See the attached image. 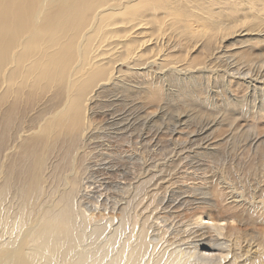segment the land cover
<instances>
[{
	"label": "bare ground",
	"instance_id": "bare-ground-1",
	"mask_svg": "<svg viewBox=\"0 0 264 264\" xmlns=\"http://www.w3.org/2000/svg\"><path fill=\"white\" fill-rule=\"evenodd\" d=\"M221 1L0 0V264L241 263V249H237L240 245L224 246L219 239L233 234L234 222L240 225L264 221L260 202L255 205L257 202L237 199L230 190L226 193L215 184L213 197L225 202L220 205L216 201V207L228 213L212 217L209 211H197L186 230L169 231L154 224V216L143 215L137 221L122 211L110 229L94 225L86 231L92 218L83 215L78 222L72 208L73 199L82 191L81 168L78 173L73 170L70 178H63L64 170H60L76 161L75 151L80 150L85 156L83 144L90 126V105L108 84L114 82L115 86L121 81L122 63L128 66L127 70L132 69L131 64L141 65L149 75L153 62L147 67V63L139 62L148 49L146 38L152 35L165 37L149 43L164 57L160 67L174 57V53L168 52L173 47L183 51L192 41L202 40L204 51L210 49L217 38L216 28H225V24L216 23L218 16L226 15L220 14L218 4H223L227 13L245 5L241 0ZM188 4L194 8L193 14L183 11ZM177 8L180 12L175 14ZM156 9L172 11L158 13L171 20L168 29L155 27L160 23ZM143 10L154 16V30L147 27L148 21L141 16ZM249 12L247 9L248 15ZM165 47L168 53L163 54ZM153 78L151 75L150 80L155 83L147 81L146 87L155 89L157 94L159 87L163 94L161 84L165 80L160 84ZM36 105L42 107L37 110ZM58 149L62 157L55 163L50 159L55 160ZM60 183L65 187L57 193ZM144 184L140 183L139 188ZM47 188L49 196L56 193L57 198L48 207L41 202ZM189 189L190 193L200 190L197 186ZM199 203L209 204L203 200ZM132 222L138 226L133 228ZM206 227L217 235L215 240L220 247L215 254L209 250L211 245L203 230ZM93 237L101 239L87 248ZM174 238L182 244L174 245ZM260 238L257 250L261 255L255 252L259 256L252 258L253 264H262L264 258V237ZM183 244L186 247H181Z\"/></svg>",
	"mask_w": 264,
	"mask_h": 264
},
{
	"label": "rangeland",
	"instance_id": "rangeland-1",
	"mask_svg": "<svg viewBox=\"0 0 264 264\" xmlns=\"http://www.w3.org/2000/svg\"><path fill=\"white\" fill-rule=\"evenodd\" d=\"M241 1L245 5L231 13L225 11L223 4H218L220 14L226 15L218 16L216 23L225 24V28L221 27L220 31L216 28L217 38L210 49L204 51L202 40L192 41L183 51L173 47L168 52L174 53V57L160 67L164 57L149 43L165 37L149 36L145 43L148 49L139 62L147 63L145 67L153 62L149 75L141 65L131 64L132 69L127 70L128 66L122 63V82L115 86L111 82L92 100L90 126L83 144L86 154L75 151L76 161L60 169L64 170L63 178L66 175L70 178L73 170L78 173L81 168L82 191L73 199L72 208L78 222L83 215L92 218L85 226L86 231L94 225L110 229L122 211L137 221L143 215L154 216V224L169 231L186 230L197 211H209L212 217L228 213L216 207L215 184L237 199L257 202L255 205L260 202L264 207V0ZM245 7L251 11L249 15ZM186 8L185 13L195 11L189 4ZM161 12L172 11L154 10L160 22L155 25L151 23L154 16L143 10L141 16L148 21L150 30H154V25L170 27L171 20L158 15ZM179 12L177 8L175 14ZM168 52L165 50L163 54ZM151 75L160 84L165 80L161 84L163 94L159 87H156L159 94L146 87L147 81H153ZM41 107L36 105L35 109ZM55 154H58L55 160L53 157L50 160L57 163L62 157L59 149ZM16 160L18 162L19 158ZM142 182L145 184L139 188ZM196 186L200 188L199 193H190L189 188ZM64 187L65 184L60 183L56 192L62 193ZM46 190L41 202L48 207L57 198L56 193L49 196V189ZM199 200L209 204H200ZM165 201L168 202L165 204ZM211 203L215 207H211ZM233 224L236 227L233 234L229 238L220 237L219 241L224 242V246L239 244L241 263L250 264L261 255L257 243L264 237V221ZM131 226L138 225L132 222ZM207 228L203 229L205 237L211 245L209 250L215 254L219 251L220 245L216 243L219 241ZM101 237L91 238L87 248L94 247ZM174 239V245L182 244Z\"/></svg>",
	"mask_w": 264,
	"mask_h": 264
}]
</instances>
